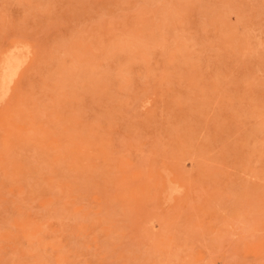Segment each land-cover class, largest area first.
I'll return each instance as SVG.
<instances>
[{"label": "rangeland", "instance_id": "1", "mask_svg": "<svg viewBox=\"0 0 264 264\" xmlns=\"http://www.w3.org/2000/svg\"><path fill=\"white\" fill-rule=\"evenodd\" d=\"M9 51L0 264H264V0H0Z\"/></svg>", "mask_w": 264, "mask_h": 264}, {"label": "bare ground", "instance_id": "2", "mask_svg": "<svg viewBox=\"0 0 264 264\" xmlns=\"http://www.w3.org/2000/svg\"><path fill=\"white\" fill-rule=\"evenodd\" d=\"M24 48V47H23ZM17 49V48H15ZM19 49V48H18ZM17 49V50H18ZM13 50V49H12ZM16 50V51H17ZM19 51V50H18ZM17 51V52H18ZM22 51V50H21ZM28 51L27 49H25V52ZM12 52V51H11ZM10 51L8 53H6L7 55L4 56V59L2 60V64L0 65V95H4L8 89V83L10 82L11 79H13L12 77L14 75H17L16 72L18 70L19 64H20V59L19 56L17 54H19V52L17 54L11 53ZM22 53V52H21ZM27 53V52H26ZM28 54V53H27ZM25 54V55H27ZM20 55V54H19ZM24 55V54H22ZM24 55V57H25ZM24 59V58H23ZM22 59V60H23ZM10 86V85H9ZM10 91V90H9ZM168 178V177H167ZM171 184V183H170ZM169 184V185H170ZM175 185V184H173ZM173 188V187H172ZM173 190V189H172ZM171 190V192H172ZM179 190V189H178ZM171 194V193H170ZM172 195V194H171ZM170 195V196H171ZM171 198V197H169Z\"/></svg>", "mask_w": 264, "mask_h": 264}]
</instances>
